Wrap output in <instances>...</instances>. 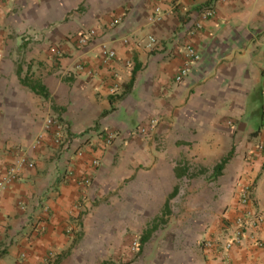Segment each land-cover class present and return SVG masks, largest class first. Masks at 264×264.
Here are the masks:
<instances>
[{
	"label": "crops",
	"instance_id": "0c3cea01",
	"mask_svg": "<svg viewBox=\"0 0 264 264\" xmlns=\"http://www.w3.org/2000/svg\"><path fill=\"white\" fill-rule=\"evenodd\" d=\"M203 4L0 0V177L33 162L0 193V264H264L250 240L227 262L203 245L240 213L244 185L264 209V0H216L196 29ZM189 44L201 58L176 82ZM48 117L79 141L57 146Z\"/></svg>",
	"mask_w": 264,
	"mask_h": 264
},
{
	"label": "built area",
	"instance_id": "2783aa9c",
	"mask_svg": "<svg viewBox=\"0 0 264 264\" xmlns=\"http://www.w3.org/2000/svg\"><path fill=\"white\" fill-rule=\"evenodd\" d=\"M216 0H203L204 4L202 6V12L200 18L195 22V28L201 29L204 22L216 13L215 9ZM157 15L159 17L161 13V8H156ZM119 23V19H115L112 25ZM96 34L95 29H89L79 33V43L85 45L88 43L89 39ZM156 39L150 37L149 44L153 46L156 44ZM183 61L178 69V72L175 75L176 82H180L184 77L188 75L191 70V66L197 63L201 55L196 47L189 44L185 47ZM104 58L106 61H109L115 58V52L112 49H104ZM84 66L79 63L76 65L77 70H82ZM158 119L152 118L148 121L147 124L142 125L138 128L137 133L145 138H150L154 131L157 129ZM46 129L51 131L53 142L63 150L70 149V146L73 141H79L68 134L66 125L56 117H48L45 120ZM97 144L101 146H110L116 135L113 131H106L100 134L98 137ZM94 139L88 138L85 143L90 144V148L93 149ZM258 147L264 150V141H262ZM86 153L85 146H79L76 148L75 155L76 157H82ZM27 156L19 155L17 161L7 169L5 174L0 177V193L13 181H16L19 176L22 167L27 165H32ZM100 161L98 158L92 160L93 167H97ZM74 173L72 170L68 171L65 174L64 179L67 180L69 177L73 176ZM85 182L89 183L90 179L84 178ZM240 204L241 211L236 216V218L226 224L223 229V236L219 239H210L203 242L205 247L217 248L223 257V260L227 262L229 257V252L244 243L245 240H250L254 245L264 248V239L261 237L260 232L264 226V209H260L255 206L253 202V185L246 184L242 187L240 192ZM141 246V240L139 237H134L132 240L131 247L134 251H138Z\"/></svg>",
	"mask_w": 264,
	"mask_h": 264
}]
</instances>
